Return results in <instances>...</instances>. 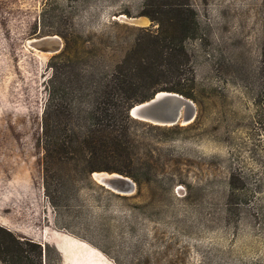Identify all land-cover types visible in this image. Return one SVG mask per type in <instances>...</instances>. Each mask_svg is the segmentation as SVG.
Segmentation results:
<instances>
[{
  "label": "rangeland",
  "instance_id": "obj_1",
  "mask_svg": "<svg viewBox=\"0 0 264 264\" xmlns=\"http://www.w3.org/2000/svg\"><path fill=\"white\" fill-rule=\"evenodd\" d=\"M177 8L197 23L186 46L200 123L131 125L132 192L90 180L72 163L54 166L48 196L42 117L58 53L30 41L58 36L64 48L69 37L81 45L70 65L110 72L139 28L157 30L151 15ZM263 49L264 0H0V227L24 241L35 264L264 263V221L250 218L264 206ZM163 68L174 69L163 86L178 83V64ZM233 194L244 219L224 217Z\"/></svg>",
  "mask_w": 264,
  "mask_h": 264
},
{
  "label": "trees",
  "instance_id": "obj_2",
  "mask_svg": "<svg viewBox=\"0 0 264 264\" xmlns=\"http://www.w3.org/2000/svg\"><path fill=\"white\" fill-rule=\"evenodd\" d=\"M164 14H168L169 24L165 34ZM151 18L159 23L157 30L150 27L139 28L143 35L134 44L119 51L122 55L110 72L92 68L95 71L90 69L82 73L74 65H70L75 56L77 57L76 46L81 45L63 36L65 46L51 60L55 76L50 78L47 86L48 98L42 117L41 142L48 196L51 195L49 179L55 165L68 167L72 163H82L90 180L94 172L102 171L134 177L132 166H135L136 159L133 153L131 125L136 119L130 116V108L154 97L156 93L151 92L154 87L159 88L156 89L159 92L172 91L191 97V83L195 82V78L187 77L193 68L190 65L191 55L186 43L196 38L197 23L193 14L189 10L177 8L168 13L160 10L156 15H151ZM169 43L180 44V47H171ZM88 54L94 53L88 51ZM164 62L178 64V83L163 86V79H168L174 70L163 68ZM179 65H182V70ZM59 74L63 76L60 82ZM262 74L263 84L261 97L257 100V116L264 131V49ZM54 77L57 83L54 82ZM67 87L73 88L82 97H65ZM141 97L145 98L139 99ZM68 108H72L74 112L67 113ZM201 112L199 105L196 120L187 127L192 129L200 123ZM233 193H236V190H233ZM236 197V194L231 197L229 207L224 212L225 219L246 218L244 212L233 205ZM238 199L239 197L236 200ZM52 202L56 204L55 201ZM250 218L264 221V206L259 204L258 209L250 213ZM23 242L0 227V259L7 264L8 261L15 264H35L25 254L27 251ZM42 254L43 251H40L39 256ZM262 262L253 264H264Z\"/></svg>",
  "mask_w": 264,
  "mask_h": 264
},
{
  "label": "water",
  "instance_id": "obj_3",
  "mask_svg": "<svg viewBox=\"0 0 264 264\" xmlns=\"http://www.w3.org/2000/svg\"><path fill=\"white\" fill-rule=\"evenodd\" d=\"M137 24H141V22L139 21ZM32 44L44 52L55 54L61 52L63 48L58 36L41 37L34 40ZM197 113V104L192 99L172 91L158 92L154 97L133 105L129 110L133 119L158 126L188 125L195 121ZM101 173L107 175L101 178L97 177L96 174ZM93 177L103 186L119 193L132 192L136 188V184L131 178L116 172H94Z\"/></svg>",
  "mask_w": 264,
  "mask_h": 264
},
{
  "label": "bare ground",
  "instance_id": "obj_4",
  "mask_svg": "<svg viewBox=\"0 0 264 264\" xmlns=\"http://www.w3.org/2000/svg\"><path fill=\"white\" fill-rule=\"evenodd\" d=\"M34 41V40H33ZM33 41H30V42H33ZM35 49H37V50H39V51H42V50H40V49H38V48H35ZM44 52V51H43ZM46 53H48V54H52L51 52H46ZM97 175V177H105L107 174H104V173H101V174H96Z\"/></svg>",
  "mask_w": 264,
  "mask_h": 264
}]
</instances>
